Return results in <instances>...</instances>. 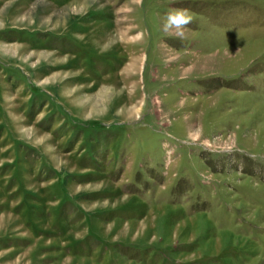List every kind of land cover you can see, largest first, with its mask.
Returning <instances> with one entry per match:
<instances>
[{"label": "rangeland", "instance_id": "374dc122", "mask_svg": "<svg viewBox=\"0 0 264 264\" xmlns=\"http://www.w3.org/2000/svg\"><path fill=\"white\" fill-rule=\"evenodd\" d=\"M0 264H264V0H0Z\"/></svg>", "mask_w": 264, "mask_h": 264}, {"label": "clouds", "instance_id": "9594fccd", "mask_svg": "<svg viewBox=\"0 0 264 264\" xmlns=\"http://www.w3.org/2000/svg\"><path fill=\"white\" fill-rule=\"evenodd\" d=\"M178 16L180 17V23L187 25L191 23V17L186 14V12L178 13ZM182 36V34H180Z\"/></svg>", "mask_w": 264, "mask_h": 264}]
</instances>
